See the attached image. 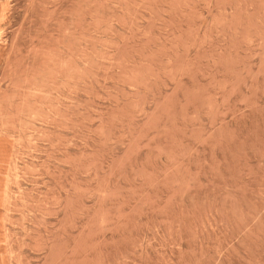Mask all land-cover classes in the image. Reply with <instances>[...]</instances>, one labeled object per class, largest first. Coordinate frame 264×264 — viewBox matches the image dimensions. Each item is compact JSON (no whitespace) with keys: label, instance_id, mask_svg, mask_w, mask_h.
Masks as SVG:
<instances>
[{"label":"rangeland","instance_id":"obj_1","mask_svg":"<svg viewBox=\"0 0 264 264\" xmlns=\"http://www.w3.org/2000/svg\"><path fill=\"white\" fill-rule=\"evenodd\" d=\"M0 264H264V0H0Z\"/></svg>","mask_w":264,"mask_h":264}]
</instances>
